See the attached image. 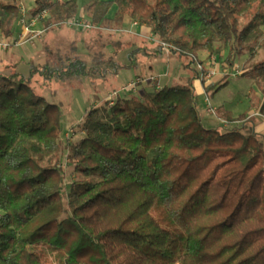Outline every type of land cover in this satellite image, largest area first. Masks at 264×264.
Returning <instances> with one entry per match:
<instances>
[{
    "label": "trees",
    "instance_id": "16d2710c",
    "mask_svg": "<svg viewBox=\"0 0 264 264\" xmlns=\"http://www.w3.org/2000/svg\"><path fill=\"white\" fill-rule=\"evenodd\" d=\"M20 4L0 0L8 37ZM79 7L35 0L29 16L47 10L41 25L49 26ZM87 14L102 27L129 17L181 55L228 48L231 66L264 33V0H92ZM75 50L33 62L27 73L0 71V264H45L46 254L62 264H264V137L255 119L223 113L242 124L207 126L196 69L185 85H153L140 97L125 90L91 106L68 144L62 106L41 94V82L80 80L106 64L118 76L124 66L102 53L88 68ZM242 76L255 78L264 115V59ZM65 155L80 177L69 188Z\"/></svg>",
    "mask_w": 264,
    "mask_h": 264
},
{
    "label": "rangeland",
    "instance_id": "374dc122",
    "mask_svg": "<svg viewBox=\"0 0 264 264\" xmlns=\"http://www.w3.org/2000/svg\"><path fill=\"white\" fill-rule=\"evenodd\" d=\"M91 2L92 0H79L78 17L91 20L87 14V6ZM34 7L35 0H21V16L15 24L14 36L22 28V17L30 18V11ZM116 11L117 5L114 4L108 14L110 20L114 19ZM250 16V14L244 16L243 23H246ZM134 22L136 21L126 17L121 26L113 22L110 25L93 29L68 26L52 27L42 33L35 43L18 47L21 53L26 51L32 53L31 55L35 56L36 61L41 58L43 64L44 61L55 58L58 53L67 55L76 49L75 53L81 55L83 60L87 62L88 68H91L97 56L102 57V53L104 59L116 54L117 61L124 65L119 70L118 76H115L114 69L108 64H102L103 68H99V72L80 80H55L51 83L45 82L46 84L41 82L39 85L41 87L38 88L41 94L51 101L59 102L62 106L63 129L61 137L66 143L71 144L80 137V124L91 106L99 105L111 97H116L121 91L122 95L125 90L140 97L143 96L145 89L153 90L154 86L158 84L161 87L185 85L194 75L196 69L202 73V77L199 73L197 79L204 89L203 93H196L197 104L207 126L216 125L215 127H220L223 125L225 128L239 126L242 121H229L223 113H231L233 117L238 118L239 115L247 112L249 118V116L256 115L261 111L260 105L263 94L255 82V78L242 76V74L247 69H251L255 63L264 59V33L262 38L251 49L245 50L242 56L237 57L234 65L231 66L227 60L230 53L228 48L222 47L220 53L201 50L195 57L181 55L179 52L174 53L172 48L162 46L161 40L153 35L149 26L141 25L138 22L137 25H134ZM45 44L51 46L45 47ZM220 46L221 44L217 43V47ZM135 49L136 51L139 49L136 52L137 63L128 67L131 63L129 53ZM203 51L206 54H203ZM191 58L194 59L193 62H191ZM188 63L192 64L190 68L187 66ZM200 64L201 69L199 68ZM11 70L17 69L9 66L8 63L0 62V71L10 74ZM105 70L108 72L103 77L102 71ZM24 71L27 73L28 68ZM152 77L159 81L153 80ZM136 81H138V86L135 85ZM219 81H227L228 84L219 90L208 93L206 86ZM130 82L134 84L130 86ZM135 86L137 87L134 89ZM207 98H209L210 103ZM206 109L212 116L208 115ZM252 118L264 120L261 115ZM221 130L224 129L221 127ZM261 134L264 137V129ZM63 171L67 188L72 182L80 178L74 171V165L68 155H65L63 159ZM45 264L62 263L54 255L46 254Z\"/></svg>",
    "mask_w": 264,
    "mask_h": 264
},
{
    "label": "built area",
    "instance_id": "2783aa9c",
    "mask_svg": "<svg viewBox=\"0 0 264 264\" xmlns=\"http://www.w3.org/2000/svg\"><path fill=\"white\" fill-rule=\"evenodd\" d=\"M49 12L47 10L42 11L39 13L37 16H32L30 18L22 17L21 23H22V28L20 32L16 36H6L3 32L0 31V49L1 50H7L11 47H19L24 44L28 43H35V41L44 33L46 30L52 28V27H62V26H68V27H75L79 29H93V28H100V25H97L93 23L91 20L84 19L78 16H73L69 19L51 23L49 26H41L40 28H37L38 24H40L44 19L48 18ZM134 25H137V22H134ZM155 40V39H154ZM162 46L165 48H173L171 44L161 41ZM199 68L201 69L202 66L201 64L199 65ZM200 76L202 77V73H200ZM154 80H157L156 78H153ZM151 79V80H152ZM159 81V80H157ZM134 83H129L131 86ZM138 84V81L135 82V85ZM160 85L158 84L157 87ZM137 86L134 87V89ZM128 88V86H126ZM129 89V88H128ZM117 93V92H116ZM115 93V94H116ZM207 101L210 103L209 98H207ZM212 110V109H211ZM263 116L260 112H258L256 115L252 116ZM264 117V116H263Z\"/></svg>",
    "mask_w": 264,
    "mask_h": 264
},
{
    "label": "crops",
    "instance_id": "0c3cea01",
    "mask_svg": "<svg viewBox=\"0 0 264 264\" xmlns=\"http://www.w3.org/2000/svg\"><path fill=\"white\" fill-rule=\"evenodd\" d=\"M41 26L42 25L40 23L36 27L40 28ZM47 45L45 44V47H47ZM49 46H51V45H48V47ZM28 52L29 51L21 53L18 47H11L7 50H1L0 49V62L8 63L9 66L13 67L14 69H17L21 73H25L24 69L29 68V65H31V63H33V62H35L37 64H43V61L41 58L36 61L35 56L31 55L32 53H28ZM202 53L206 54L204 51ZM43 59L45 60V58H43ZM44 63H45V61H44ZM194 85H195L196 93H203L204 92L203 85L199 83L198 79L195 80ZM206 112L208 113V115L212 116L211 113L208 112V109H206ZM233 125H235V124H233ZM215 126L216 125L211 126V127H215ZM254 126H255V130L257 132L262 133V131L264 129V120L263 119L256 120Z\"/></svg>",
    "mask_w": 264,
    "mask_h": 264
},
{
    "label": "bare ground",
    "instance_id": "6f19581e",
    "mask_svg": "<svg viewBox=\"0 0 264 264\" xmlns=\"http://www.w3.org/2000/svg\"><path fill=\"white\" fill-rule=\"evenodd\" d=\"M261 113V112H260ZM262 114V113H261ZM263 115V114H262ZM264 116V115H263ZM249 117H255V116H249ZM232 123V122H231ZM230 124V123H229Z\"/></svg>",
    "mask_w": 264,
    "mask_h": 264
}]
</instances>
